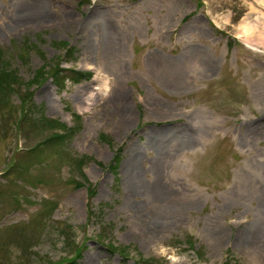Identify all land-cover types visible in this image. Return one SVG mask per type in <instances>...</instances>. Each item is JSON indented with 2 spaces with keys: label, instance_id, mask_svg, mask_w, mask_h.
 Wrapping results in <instances>:
<instances>
[{
  "label": "rangeland",
  "instance_id": "rangeland-1",
  "mask_svg": "<svg viewBox=\"0 0 264 264\" xmlns=\"http://www.w3.org/2000/svg\"><path fill=\"white\" fill-rule=\"evenodd\" d=\"M0 69V264H264V0H0Z\"/></svg>",
  "mask_w": 264,
  "mask_h": 264
},
{
  "label": "trees",
  "instance_id": "trees-1",
  "mask_svg": "<svg viewBox=\"0 0 264 264\" xmlns=\"http://www.w3.org/2000/svg\"><path fill=\"white\" fill-rule=\"evenodd\" d=\"M66 44L67 43H64V45H66ZM71 48L72 47H69L67 49V54H69V55L70 54L72 55ZM61 70L62 69L59 67H57L53 70V74H51V75H52V78L54 81L59 82L58 79H60L59 73ZM43 74H44L43 69H39L38 72L35 73V75L30 80L29 83H35L37 81V79H39ZM60 83H61V81H60ZM21 84L22 83L18 80L17 74H15V72L13 70H7V69L1 70L0 69V94L1 93L10 94L13 91H15V89L17 87H20ZM25 86L30 87L29 84H25ZM22 93H24V95H26L25 93H27V91L23 90ZM26 97L29 98V100H31L30 96L29 97L26 96ZM22 107H23V111L26 114H23L24 119L22 121L20 128L18 129V131H20V132L29 133L31 130H34V128H36V127H39L42 130L43 129L44 130L51 129L54 127H63V125L59 121H56V120H53V119H50L47 117H43L42 115H40V117H38L37 119H34L33 118V117H35L34 112L29 111L28 104L25 106H22ZM31 107H32V110H34L35 106L33 104L31 105ZM28 113H30L34 116H31V115L27 116ZM69 133H70V131H68L67 134H59V133L51 132L40 143H37L35 146L29 147L28 149L21 150L22 151L21 155L23 158H20V164L27 165L24 162H22L25 156L28 159H32L35 157L38 158L41 155L40 154L41 151H44L43 149H46L47 146H51V147L60 146L61 144H63L65 142V139L70 135ZM100 138L105 142L107 141V135L101 134ZM119 160H120L119 155H115L113 163L110 165V167L113 170L116 169V166H117V163L119 162ZM79 162H80L79 165L81 167V165H83V163L85 161L83 159H80ZM79 254H80V252L75 254V257L78 256ZM152 261L151 260H143L139 264H154ZM65 262H66V264H76L74 262V258H67L64 261H62L60 264H63Z\"/></svg>",
  "mask_w": 264,
  "mask_h": 264
},
{
  "label": "bare ground",
  "instance_id": "bare-ground-1",
  "mask_svg": "<svg viewBox=\"0 0 264 264\" xmlns=\"http://www.w3.org/2000/svg\"><path fill=\"white\" fill-rule=\"evenodd\" d=\"M30 11H36V10H30ZM106 89L107 88V84L106 81L104 80L101 83H98L97 86L95 87V89ZM264 113V112H263ZM161 117V115L159 116ZM167 117H171V116H165L163 118H167ZM172 117H175L174 115ZM179 134H180V138L184 141V143H186L187 145H189L191 143L190 141V135L188 134V130L187 127H185L184 125H182L179 128ZM135 170V168H134ZM138 172L133 171L131 175H125L128 179V184H129V192L132 191V189H134V181L137 180V175ZM138 185H140V188H142V186L144 187V185L146 186V184H141V181H137ZM147 190L149 192V194H151V196L156 199L157 201H165V198L167 196V190L165 188L162 187V185L160 183L155 182L153 185L147 187ZM129 192H128V196H129ZM131 193V192H130ZM155 224V223H153ZM249 223H247L246 225H248ZM240 226V225H239ZM150 231V230H149ZM130 236H133V234L130 232L129 234Z\"/></svg>",
  "mask_w": 264,
  "mask_h": 264
}]
</instances>
